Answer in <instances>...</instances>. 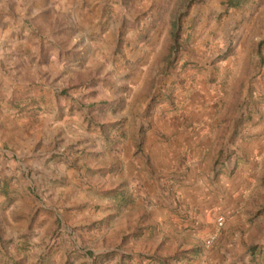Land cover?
I'll use <instances>...</instances> for the list:
<instances>
[{
    "label": "rangeland",
    "instance_id": "1",
    "mask_svg": "<svg viewBox=\"0 0 264 264\" xmlns=\"http://www.w3.org/2000/svg\"><path fill=\"white\" fill-rule=\"evenodd\" d=\"M249 252H264V0H0V264Z\"/></svg>",
    "mask_w": 264,
    "mask_h": 264
},
{
    "label": "crops",
    "instance_id": "2",
    "mask_svg": "<svg viewBox=\"0 0 264 264\" xmlns=\"http://www.w3.org/2000/svg\"><path fill=\"white\" fill-rule=\"evenodd\" d=\"M249 154L251 155V154H254V153L250 152V153H248V155ZM243 170H244V179H245L244 181H246L247 179L251 180L252 178H255V174L252 173V170L249 169V167L246 166V169H243ZM222 187L225 189V191L228 192V196H229V194H230V196H233L234 193H236V191H237L236 189H238V187L236 185H233V184H231L229 182H226V181H224L222 183ZM222 194L223 193H220V195H222ZM212 195H214V193ZM261 255L262 256L260 258H256L257 255H252V253L249 252L248 256L246 255V253L245 254L240 253L239 257L238 258H234V259H232V257L234 256V253H232V254H230L228 256H230V258L232 259V260L230 259V261H231L230 263L231 264H234L235 262L237 264H245V263L246 264H261L262 261H264V252H262ZM242 257H244L245 260L244 259L241 260Z\"/></svg>",
    "mask_w": 264,
    "mask_h": 264
},
{
    "label": "built area",
    "instance_id": "3",
    "mask_svg": "<svg viewBox=\"0 0 264 264\" xmlns=\"http://www.w3.org/2000/svg\"><path fill=\"white\" fill-rule=\"evenodd\" d=\"M224 222H225V220H224L223 217H220V218L218 219V223H219L220 226H223V225H224ZM213 240H214V238L210 240V243H211Z\"/></svg>",
    "mask_w": 264,
    "mask_h": 264
},
{
    "label": "trees",
    "instance_id": "4",
    "mask_svg": "<svg viewBox=\"0 0 264 264\" xmlns=\"http://www.w3.org/2000/svg\"><path fill=\"white\" fill-rule=\"evenodd\" d=\"M231 4H234L233 2H231Z\"/></svg>",
    "mask_w": 264,
    "mask_h": 264
}]
</instances>
